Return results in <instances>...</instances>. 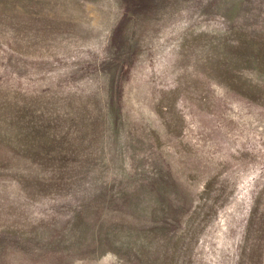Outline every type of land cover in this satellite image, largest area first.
Returning a JSON list of instances; mask_svg holds the SVG:
<instances>
[{
	"label": "rangeland",
	"instance_id": "obj_1",
	"mask_svg": "<svg viewBox=\"0 0 264 264\" xmlns=\"http://www.w3.org/2000/svg\"><path fill=\"white\" fill-rule=\"evenodd\" d=\"M0 264H264V0H0Z\"/></svg>",
	"mask_w": 264,
	"mask_h": 264
}]
</instances>
